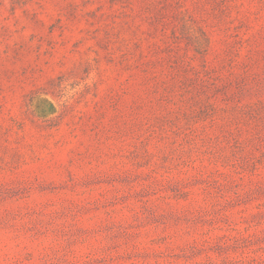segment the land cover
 I'll use <instances>...</instances> for the list:
<instances>
[{"label":"rangeland","instance_id":"374dc122","mask_svg":"<svg viewBox=\"0 0 264 264\" xmlns=\"http://www.w3.org/2000/svg\"><path fill=\"white\" fill-rule=\"evenodd\" d=\"M0 264H264V0H0Z\"/></svg>","mask_w":264,"mask_h":264}]
</instances>
